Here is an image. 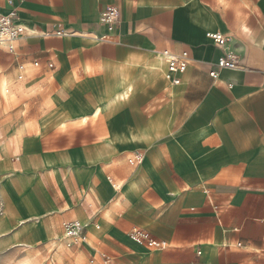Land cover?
I'll use <instances>...</instances> for the list:
<instances>
[{"label":"crops","instance_id":"obj_1","mask_svg":"<svg viewBox=\"0 0 264 264\" xmlns=\"http://www.w3.org/2000/svg\"><path fill=\"white\" fill-rule=\"evenodd\" d=\"M14 2L27 27L77 34L0 47V254L78 220L74 264H90L94 248L122 264H264V0ZM111 4L114 32L100 23ZM210 32L238 68L218 67ZM165 51L188 53L179 84L165 78ZM110 179L123 185L120 206ZM134 228L168 247L135 244Z\"/></svg>","mask_w":264,"mask_h":264},{"label":"built area","instance_id":"obj_2","mask_svg":"<svg viewBox=\"0 0 264 264\" xmlns=\"http://www.w3.org/2000/svg\"><path fill=\"white\" fill-rule=\"evenodd\" d=\"M8 9L6 12H0V47L13 52L15 50V43L19 40L29 38V37H43L49 38L51 36L59 38H67L75 36L77 33L66 29L61 22H56L52 24V31H38L27 27L21 20L19 8L16 6L14 0H6ZM121 13L118 5L111 4L106 7L101 15L100 23L105 26L108 32H114L115 29L120 24ZM208 37L213 41V43L221 48L224 55L220 58L218 62L219 68H238L239 67V57L227 48V38L219 32H210ZM92 39L97 41H105L108 39L107 35L93 36ZM161 57L164 59L167 70L165 72V78L173 84H179L181 81L177 77L178 74H182L187 70L190 62V58L187 52L182 54H173L170 52H162ZM23 70V66H20ZM215 76V72L211 73ZM24 73L19 76L22 79ZM144 161L143 153L136 152L132 156L128 157L129 165L136 169ZM112 186L116 193L118 194L116 200L118 205H122L125 199L122 197V183L114 182L110 179ZM124 213L123 209L119 211L121 216ZM86 225L82 224L80 221L68 222L64 225V234L61 238L56 240L66 243L69 248H75L82 243L86 242L84 237V232ZM128 238L135 244L144 247L150 252L164 250L168 247V244L164 241H158L153 238V236L144 229L134 228L128 233ZM57 247L56 250H58ZM125 262L124 257L121 254H110L101 248H94V255L90 259V264H122ZM55 259H50V264H55Z\"/></svg>","mask_w":264,"mask_h":264},{"label":"rangeland","instance_id":"obj_3","mask_svg":"<svg viewBox=\"0 0 264 264\" xmlns=\"http://www.w3.org/2000/svg\"><path fill=\"white\" fill-rule=\"evenodd\" d=\"M12 86H9V89L6 94H1L3 99L5 101H8L10 97L12 96ZM17 148V143H15ZM8 147V143H4V140H0V152L5 151ZM17 152V149H16ZM17 159V157H16ZM2 181V179H1ZM85 194V192H84ZM72 210V208H69V210ZM73 213H75L73 208ZM91 214V213H90ZM89 214V215H90ZM88 215V216H89ZM113 218V217H111ZM63 224H52V235L53 237H56L61 232V227ZM90 227V240L92 244L97 240V238L100 236L99 230L97 228ZM57 247H60L61 252L59 251V254L55 257L57 258V264H74V252L73 250H70L72 248H69L66 246V243L64 241L60 242L58 240H43V241H32L31 243H27V245L24 246H15L12 250H4L1 251L0 254V264H16L20 259H27L29 261V264H49L50 259L53 258V254L56 251ZM67 247V248H66ZM69 248V249H68ZM18 264H21L18 263Z\"/></svg>","mask_w":264,"mask_h":264},{"label":"bare ground","instance_id":"obj_4","mask_svg":"<svg viewBox=\"0 0 264 264\" xmlns=\"http://www.w3.org/2000/svg\"><path fill=\"white\" fill-rule=\"evenodd\" d=\"M155 68V67H154ZM123 95V94H122ZM123 97H125V96H123ZM119 100V99H118Z\"/></svg>","mask_w":264,"mask_h":264}]
</instances>
